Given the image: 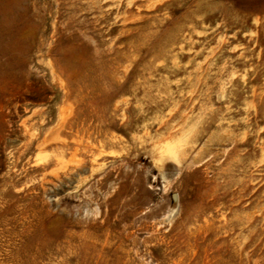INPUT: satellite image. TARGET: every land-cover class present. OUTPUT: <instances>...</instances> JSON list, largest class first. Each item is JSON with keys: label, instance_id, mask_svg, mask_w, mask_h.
Listing matches in <instances>:
<instances>
[{"label": "rangeland", "instance_id": "374dc122", "mask_svg": "<svg viewBox=\"0 0 264 264\" xmlns=\"http://www.w3.org/2000/svg\"><path fill=\"white\" fill-rule=\"evenodd\" d=\"M0 264H264V0H0Z\"/></svg>", "mask_w": 264, "mask_h": 264}, {"label": "bare ground", "instance_id": "6f19581e", "mask_svg": "<svg viewBox=\"0 0 264 264\" xmlns=\"http://www.w3.org/2000/svg\"><path fill=\"white\" fill-rule=\"evenodd\" d=\"M5 13L8 17H12V13L14 12V7L11 4H8L5 8Z\"/></svg>", "mask_w": 264, "mask_h": 264}]
</instances>
